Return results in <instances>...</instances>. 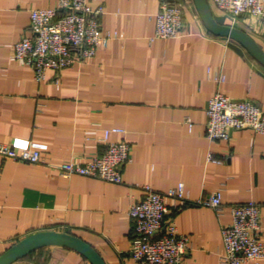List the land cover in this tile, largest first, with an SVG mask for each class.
Masks as SVG:
<instances>
[{"label":"crops","instance_id":"obj_1","mask_svg":"<svg viewBox=\"0 0 264 264\" xmlns=\"http://www.w3.org/2000/svg\"><path fill=\"white\" fill-rule=\"evenodd\" d=\"M88 1L102 7L106 45L84 63L48 69L36 83L32 67L13 58V44L31 34V10L54 7L57 0H0V143L29 145L43 154L40 163L0 154V254L31 233L56 230L92 245L106 264H133L128 209L141 199L140 186L163 193L182 182L186 201L166 203L178 232L189 237L183 264H228L222 260L221 226L231 221L230 205H263L264 241V133L245 128L229 140L211 141L204 134L206 106L222 92L264 109V68L235 40L208 32L192 0H182L183 30L168 39L152 38L159 0ZM213 15L264 49L259 21ZM107 130L109 141L124 140L132 148L121 182L65 176L54 167L101 154ZM219 188L225 206L220 214L194 202ZM24 258L34 264H91L58 245Z\"/></svg>","mask_w":264,"mask_h":264},{"label":"built area","instance_id":"obj_2","mask_svg":"<svg viewBox=\"0 0 264 264\" xmlns=\"http://www.w3.org/2000/svg\"><path fill=\"white\" fill-rule=\"evenodd\" d=\"M156 27L152 38L168 39L179 35L184 27L183 7L178 0H159ZM211 11L219 12L232 21L249 17L260 22V39L264 46V0H207ZM102 7L92 8L88 0H57L54 7L34 8L30 11V35H22L13 44V58L29 64L36 83L46 78V71H59L74 64L84 63L93 57L100 45L105 46L110 35L101 32ZM217 81L223 78H216ZM204 134L211 140H229L233 131L251 129L264 133V109L247 97L233 98L222 92L212 95L206 106ZM113 131H122L113 128ZM105 132V149L88 161L69 160L57 169L65 176L79 174L119 183L123 166L131 159V145L120 140H108ZM0 154L15 161L40 163L43 154L29 145L18 149L15 144L0 143ZM214 162L221 160L211 157ZM142 197L131 203L128 215L133 223L129 256L133 264H183L190 249L189 237L179 233L167 198L174 202L186 201L184 184L158 192L150 185L140 186ZM196 204L208 206L220 214L225 206L221 188L211 192ZM176 209H179L177 204ZM260 203L253 200L229 206L231 221L221 226L224 253L228 264L254 262L264 258V241L261 238ZM11 264H34L25 258Z\"/></svg>","mask_w":264,"mask_h":264},{"label":"water","instance_id":"obj_3","mask_svg":"<svg viewBox=\"0 0 264 264\" xmlns=\"http://www.w3.org/2000/svg\"><path fill=\"white\" fill-rule=\"evenodd\" d=\"M192 2L208 32L235 40L264 68V49L251 35L239 28L218 22L207 0ZM52 245L70 248L84 256L91 264H106L92 245L74 234L56 230L34 232L14 242L0 254V264H11L39 248Z\"/></svg>","mask_w":264,"mask_h":264},{"label":"trees","instance_id":"obj_4","mask_svg":"<svg viewBox=\"0 0 264 264\" xmlns=\"http://www.w3.org/2000/svg\"><path fill=\"white\" fill-rule=\"evenodd\" d=\"M179 1V3L181 4V6L183 7V3H181L182 2V0H178Z\"/></svg>","mask_w":264,"mask_h":264}]
</instances>
